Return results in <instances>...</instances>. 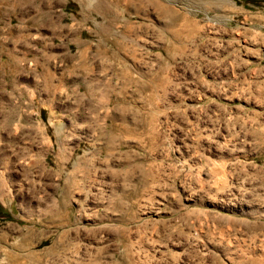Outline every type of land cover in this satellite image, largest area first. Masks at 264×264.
<instances>
[{"label":"rangeland","instance_id":"rangeland-1","mask_svg":"<svg viewBox=\"0 0 264 264\" xmlns=\"http://www.w3.org/2000/svg\"><path fill=\"white\" fill-rule=\"evenodd\" d=\"M52 1L91 87L0 67V264H264V0Z\"/></svg>","mask_w":264,"mask_h":264},{"label":"crops","instance_id":"crops-1","mask_svg":"<svg viewBox=\"0 0 264 264\" xmlns=\"http://www.w3.org/2000/svg\"><path fill=\"white\" fill-rule=\"evenodd\" d=\"M0 1L3 2V10L6 9L10 12L11 0ZM19 3L25 6L22 9V11L24 10V16L29 17L28 20L24 19V23L21 20V27L17 34L19 35L20 54L17 59H8L7 62L1 61L0 67L18 68L21 77L26 81L25 84L30 86L34 82L39 92L42 91L41 87L45 86L49 94L46 99L61 101V107L69 109L70 106L66 104V99L56 96V94L66 80L72 83L70 91L73 97L75 94L74 99H82L80 95H84L85 98V91L90 92V81H85V71H88L89 68L86 70L84 60L89 43L85 39L83 31L78 35L75 34V31L60 28L62 16L53 8L52 0H20ZM43 3L46 6L45 8L41 7ZM5 4L8 7H5ZM8 16L3 15L1 19L0 47L10 43L11 32ZM23 24H26L25 27H23ZM71 46L77 48L79 55L70 52ZM60 53L65 54L61 60L59 59ZM63 60H66V63L70 62L66 68L60 66L63 65ZM130 80L135 81L134 78ZM81 91H84V93ZM68 112L70 114V111ZM77 113H73L76 118ZM75 127L74 130L80 133L91 131L90 129H82L77 125ZM56 131H58V127Z\"/></svg>","mask_w":264,"mask_h":264},{"label":"bare ground","instance_id":"bare-ground-1","mask_svg":"<svg viewBox=\"0 0 264 264\" xmlns=\"http://www.w3.org/2000/svg\"><path fill=\"white\" fill-rule=\"evenodd\" d=\"M50 87V86H49Z\"/></svg>","mask_w":264,"mask_h":264}]
</instances>
